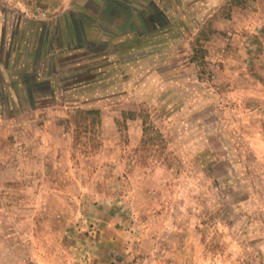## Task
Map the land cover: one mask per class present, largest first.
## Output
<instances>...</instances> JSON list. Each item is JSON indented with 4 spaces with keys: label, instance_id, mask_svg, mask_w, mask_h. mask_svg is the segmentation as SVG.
<instances>
[{
    "label": "rangeland",
    "instance_id": "rangeland-1",
    "mask_svg": "<svg viewBox=\"0 0 264 264\" xmlns=\"http://www.w3.org/2000/svg\"><path fill=\"white\" fill-rule=\"evenodd\" d=\"M85 1L0 0V264H264L257 0H160L134 50Z\"/></svg>",
    "mask_w": 264,
    "mask_h": 264
},
{
    "label": "crops",
    "instance_id": "crops-1",
    "mask_svg": "<svg viewBox=\"0 0 264 264\" xmlns=\"http://www.w3.org/2000/svg\"><path fill=\"white\" fill-rule=\"evenodd\" d=\"M87 1H94V0H86L85 3ZM132 2H130L129 0L123 1V0H95L96 3L99 4V24L101 22V25H99L98 29H93L96 30V37L95 39H98L101 42L107 43L109 46V44L111 45L112 43H115L119 40V44L125 43L127 44L128 42H130V40L132 39H138L141 38L143 35L147 34V35H151L150 33L155 32V31H159L161 29H166L168 30V26L171 24L172 19H173V15L171 13V8H168L167 6H164L165 4L160 3V0H131ZM102 2V3H101ZM140 2V4H138ZM261 2V3H260ZM162 4V5H161ZM156 6L163 15H165L167 22H166V26L162 27V28H157V29H153L152 25L153 23L150 20V16L152 14V8L153 6ZM260 5V7H259ZM257 6H258V10L254 11L253 14L257 15L258 17H260L259 22L264 21V7L262 4V0H257ZM262 6V7H261ZM89 8V7H88ZM239 8V7H238ZM237 8V9H238ZM243 10V9H242ZM174 11V10H173ZM102 13L103 16L107 17V18H111L113 21H120L121 25L122 23L124 24L123 26H120L118 24H114L113 21L110 22V20H106L103 19L102 17ZM142 13V15H140ZM86 16L88 17H92V15H89V13H86ZM139 16H140V20L141 23H139ZM174 17L178 18L180 17L179 15L176 16V14L174 15ZM120 19V20H119ZM234 17L233 15L227 19L228 23H232ZM87 25V23H86ZM85 23L83 24V26H86ZM103 25V26H102ZM139 25H141V30L138 29ZM101 26V27H100ZM88 29H91V25L86 26ZM110 28H113V30H110ZM147 28V29H145ZM144 30V31H142ZM87 31V29H86ZM141 31V32H140ZM143 32V33H142ZM87 38V37H86ZM90 42L95 43L94 41L89 40ZM98 41V42H99ZM97 42V41H96ZM128 47H131L129 50H134L136 49V44L132 45V44H127ZM128 51V50H127ZM103 53V58H108V55ZM100 58V57H98ZM93 71V70H92ZM91 71V73H93ZM89 82V83H85V84H81L79 86H76L75 89H89V88H99L102 84L99 81L96 82Z\"/></svg>",
    "mask_w": 264,
    "mask_h": 264
},
{
    "label": "trees",
    "instance_id": "trees-1",
    "mask_svg": "<svg viewBox=\"0 0 264 264\" xmlns=\"http://www.w3.org/2000/svg\"><path fill=\"white\" fill-rule=\"evenodd\" d=\"M151 8H152V14L150 16V20L153 23V25H152L153 29H157L159 27L160 28L165 27L166 26L165 24L167 22V19H166L165 15H163L161 13V11L155 5L153 7H151ZM72 38H73L74 41H76V38L74 36H72ZM75 78H77V77H75ZM93 79H95V77H89L88 76V77L78 78V80L76 79L73 84L67 85V89L68 88L70 89L71 86H73V85L79 86L81 84L89 83ZM47 82H48V80H47Z\"/></svg>",
    "mask_w": 264,
    "mask_h": 264
}]
</instances>
